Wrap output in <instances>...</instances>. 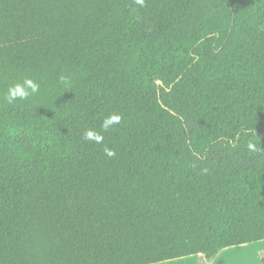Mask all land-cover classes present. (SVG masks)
I'll return each instance as SVG.
<instances>
[{
    "label": "trees",
    "instance_id": "1",
    "mask_svg": "<svg viewBox=\"0 0 264 264\" xmlns=\"http://www.w3.org/2000/svg\"><path fill=\"white\" fill-rule=\"evenodd\" d=\"M26 77L39 92L7 104ZM259 238L264 0H0V264L211 262Z\"/></svg>",
    "mask_w": 264,
    "mask_h": 264
},
{
    "label": "clouds",
    "instance_id": "2",
    "mask_svg": "<svg viewBox=\"0 0 264 264\" xmlns=\"http://www.w3.org/2000/svg\"><path fill=\"white\" fill-rule=\"evenodd\" d=\"M144 2L145 0H135V3L141 7H143ZM39 90L40 85L33 79L26 77L22 82H17L9 86L3 96V99L7 104L11 105L18 100H28L29 97L37 94ZM121 120L122 116L120 114L112 113L103 119L101 129L104 132H107L113 126L120 124ZM83 139L100 144L103 142L104 136L101 134V132L89 129L83 134ZM247 148L249 151H255L256 144L252 141H249ZM104 154L111 158L115 156V151L105 146ZM243 244L246 246L239 248L238 251V246L235 244L227 246L233 250L231 253H229V255H232L235 258V264H264V238L246 240L243 242ZM215 255H217L219 259L225 258V253L221 249H217V253ZM209 259H211V257ZM167 264H189V262L185 260H173L167 262ZM192 264H196V262L193 261Z\"/></svg>",
    "mask_w": 264,
    "mask_h": 264
},
{
    "label": "rangeland",
    "instance_id": "3",
    "mask_svg": "<svg viewBox=\"0 0 264 264\" xmlns=\"http://www.w3.org/2000/svg\"><path fill=\"white\" fill-rule=\"evenodd\" d=\"M27 142H28V140H27ZM217 259L214 262L213 261L208 262V261L205 260V262H203V263L200 262L199 264H206V263H212V262H213L212 264H235V258L232 255L226 254V256H225L224 259H219V260H217ZM178 260H185V261H188L189 264H191V262L193 261V257H191V258H185V259L182 258V259H178ZM163 264H167V262L166 263H163Z\"/></svg>",
    "mask_w": 264,
    "mask_h": 264
},
{
    "label": "crops",
    "instance_id": "4",
    "mask_svg": "<svg viewBox=\"0 0 264 264\" xmlns=\"http://www.w3.org/2000/svg\"><path fill=\"white\" fill-rule=\"evenodd\" d=\"M246 245H242V246H238V248H237V250H239V248H241V247H245ZM233 250L232 249H230V248H227V249H225V250H223V252L225 253V256H226V254H228L229 255V253H231ZM191 257H193V261H195L196 262V264H199L200 262H205V258L203 257V256H191ZM191 257H187V258H191ZM218 258V256L213 260V262L216 260ZM185 259V258H184ZM178 260V259H177ZM217 260H219V258L217 259ZM192 261V262H193ZM167 262H169V261H167ZM192 262H191V264H192ZM212 262V263H213ZM217 262V261H216ZM163 263H166V262H163ZM163 263H159V264H163ZM212 263H206V264H212Z\"/></svg>",
    "mask_w": 264,
    "mask_h": 264
},
{
    "label": "water",
    "instance_id": "5",
    "mask_svg": "<svg viewBox=\"0 0 264 264\" xmlns=\"http://www.w3.org/2000/svg\"><path fill=\"white\" fill-rule=\"evenodd\" d=\"M159 84H161V82H159Z\"/></svg>",
    "mask_w": 264,
    "mask_h": 264
}]
</instances>
